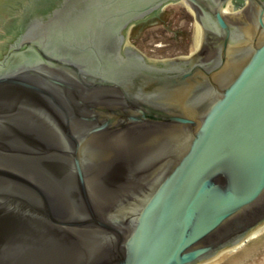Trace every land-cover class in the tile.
<instances>
[{"label": "water", "instance_id": "obj_1", "mask_svg": "<svg viewBox=\"0 0 264 264\" xmlns=\"http://www.w3.org/2000/svg\"><path fill=\"white\" fill-rule=\"evenodd\" d=\"M59 2L0 0V57L17 40L0 60V264H204L255 238L264 2L74 0L44 22ZM175 3L195 54L122 63L130 27L122 41L106 18ZM206 30L222 38L214 62Z\"/></svg>", "mask_w": 264, "mask_h": 264}, {"label": "rangeland", "instance_id": "obj_2", "mask_svg": "<svg viewBox=\"0 0 264 264\" xmlns=\"http://www.w3.org/2000/svg\"><path fill=\"white\" fill-rule=\"evenodd\" d=\"M232 11L231 2L224 14L240 12L247 4ZM196 23L192 12L183 4L165 7L156 16L132 26L127 32L128 43L151 61H169L191 57L196 52ZM204 264H264V230L235 251L226 252Z\"/></svg>", "mask_w": 264, "mask_h": 264}, {"label": "flooded vegetation", "instance_id": "obj_3", "mask_svg": "<svg viewBox=\"0 0 264 264\" xmlns=\"http://www.w3.org/2000/svg\"><path fill=\"white\" fill-rule=\"evenodd\" d=\"M74 0H70V3H68L69 2V0H61V2H59V4H57V5H55V7H56V9H52V10H50L51 12V14L49 15V17L48 16H46V17H44V19H42V20H44V22H46L47 20H49L51 17H53V15L55 14V13H64V12H66L67 10H68V8H70L69 7V5L73 2ZM233 2L234 4H235V6H239L240 4H239V0H230V2ZM261 1H263L264 2V0H261ZM171 3H173V2H171ZM71 9V8H70ZM158 10H159V8H157V9H155V10H153L151 13H149V14H147V15H145V17L146 16H150L151 14H153L154 12H158ZM198 10V18H203L204 16H203V12L202 11H200V9L198 8L197 9ZM135 11V9L134 8H128V9H125V8H121V11H120V13H119V17H117V18H111V19H109V18H106V24H107V26H108V28H110L111 29V31L112 32H119L118 34L120 35H123V33H124V36L123 37H121V38H123L122 39V41L124 40V37H125V30L128 28V27H131L132 26V24L134 25V26H137L138 25V23L136 24L135 22L136 21H133V22H130L129 24H127L126 26H123L124 25V23H125V17H126V15L125 14H132L133 12ZM61 16V15H60ZM64 15H62L61 17H63ZM58 19H60V18H58ZM139 20V19H138ZM58 25H54L53 27H54V32H56V33H58V31H57V29H60V25H59V23H57ZM51 25V24H50ZM49 25V26H50ZM133 26V27H134ZM50 27H52V26H50ZM55 36H57V35H55ZM111 36V38L112 39H114V33H112V35H110ZM204 39H205V42H204V46L203 47H211V48H213V53L212 54H214L212 57H211V61H215V59L217 58V55H218V52H219V47H220V45H221V36H220V34L218 33H216V32H214V31H210V30H206L205 31V33H204ZM17 40H14L13 42H12V44L7 48V50L5 51V54H3L1 57H0V60L6 55V53L8 52V49L16 42ZM54 43H61V42H59L58 40H54ZM136 49H134V52H131V50H126L125 51V53H123V55H120L119 56V60L120 61H122V63H124V62H130V63H134V62H138L139 64H142V63H145V57H144V55H142L141 54V52H138L137 50L135 51ZM134 54V55H133ZM32 58H34L33 56H31V55H27L26 54V60H28V59H32ZM113 58V57H112ZM181 59H186V58H184V57H181ZM194 60H196V59H194ZM193 61V60H192ZM192 61H187V63L186 64H191V62ZM178 63H180V64H182L183 62H178ZM146 64V63H145ZM188 65V66H189ZM124 66V65H123ZM178 66H180V67H182V65H178ZM125 67V66H124ZM179 67V68H180ZM178 68V69H179ZM183 68V67H182Z\"/></svg>", "mask_w": 264, "mask_h": 264}, {"label": "bare ground", "instance_id": "obj_4", "mask_svg": "<svg viewBox=\"0 0 264 264\" xmlns=\"http://www.w3.org/2000/svg\"><path fill=\"white\" fill-rule=\"evenodd\" d=\"M196 28V33H195V37H194V45H195V48L197 49L198 48V44H199V33H198V28L197 26L195 27ZM264 230V227H262L259 231H257L255 234H258L260 232H262ZM238 248H236L235 250H237ZM235 250H232V251H235ZM231 252V251H229Z\"/></svg>", "mask_w": 264, "mask_h": 264}]
</instances>
